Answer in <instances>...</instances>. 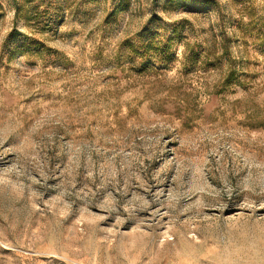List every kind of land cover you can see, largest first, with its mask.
I'll use <instances>...</instances> for the list:
<instances>
[{"label": "rangeland", "instance_id": "1", "mask_svg": "<svg viewBox=\"0 0 264 264\" xmlns=\"http://www.w3.org/2000/svg\"><path fill=\"white\" fill-rule=\"evenodd\" d=\"M0 264H264V0H0Z\"/></svg>", "mask_w": 264, "mask_h": 264}]
</instances>
